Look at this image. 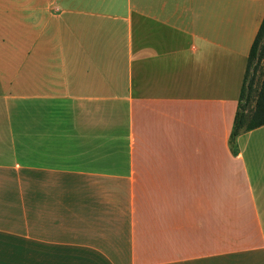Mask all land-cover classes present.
I'll use <instances>...</instances> for the list:
<instances>
[{
    "label": "crops",
    "instance_id": "1",
    "mask_svg": "<svg viewBox=\"0 0 264 264\" xmlns=\"http://www.w3.org/2000/svg\"><path fill=\"white\" fill-rule=\"evenodd\" d=\"M240 1L0 0V264H264Z\"/></svg>",
    "mask_w": 264,
    "mask_h": 264
},
{
    "label": "trees",
    "instance_id": "2",
    "mask_svg": "<svg viewBox=\"0 0 264 264\" xmlns=\"http://www.w3.org/2000/svg\"><path fill=\"white\" fill-rule=\"evenodd\" d=\"M263 39H264V20L261 24L256 39L250 49L247 59L246 72L252 61L257 59L259 54L261 53L259 44ZM245 81H246V76H244V81L240 90L238 107L234 117V124L230 134V143H233L238 133L242 131H251L264 125V78L257 92L254 106L250 108H249V100L251 96L252 86L251 84L245 86Z\"/></svg>",
    "mask_w": 264,
    "mask_h": 264
},
{
    "label": "rangeland",
    "instance_id": "3",
    "mask_svg": "<svg viewBox=\"0 0 264 264\" xmlns=\"http://www.w3.org/2000/svg\"><path fill=\"white\" fill-rule=\"evenodd\" d=\"M223 1L227 3L241 2L240 0H223ZM263 45H264V39L259 44L261 53L259 54L257 59L252 61L245 75L246 76L245 86H248L250 84L252 86L251 96L249 100V108L254 106L257 92L264 78V47Z\"/></svg>",
    "mask_w": 264,
    "mask_h": 264
}]
</instances>
